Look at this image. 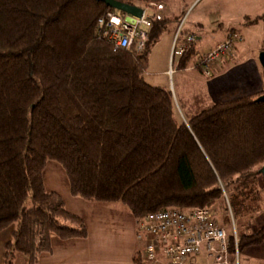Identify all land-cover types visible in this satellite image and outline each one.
Segmentation results:
<instances>
[{"label":"trees","instance_id":"obj_1","mask_svg":"<svg viewBox=\"0 0 264 264\" xmlns=\"http://www.w3.org/2000/svg\"><path fill=\"white\" fill-rule=\"evenodd\" d=\"M117 1L146 10L166 0ZM107 12L121 13L96 0H0V231L12 226L3 264L18 255L38 264L52 235L86 236L83 220L45 189L48 161L64 171L71 196L119 204L137 222L170 207L211 212L217 204L226 217V201L237 208L255 196L264 164L261 84L236 82L208 104L196 96L179 119L172 93L143 78L168 19L150 17L140 51L115 49L95 28ZM248 20L264 21V13ZM195 55L191 46L178 68ZM238 239L229 235L231 263L264 240V225ZM133 261L144 264L140 255Z\"/></svg>","mask_w":264,"mask_h":264},{"label":"crops","instance_id":"obj_2","mask_svg":"<svg viewBox=\"0 0 264 264\" xmlns=\"http://www.w3.org/2000/svg\"><path fill=\"white\" fill-rule=\"evenodd\" d=\"M160 5L161 4L154 5L152 8H160ZM158 14L159 13H155V16ZM147 15L150 17L153 16L151 14ZM163 17L166 18L165 16ZM198 18H200V16H196L195 20H193V24L201 26ZM247 18L248 17L245 16V22L243 24H246ZM248 19L251 20L252 18ZM176 33H178V35L174 36L173 40V43L176 44L182 43L186 35L193 34L192 32H183L180 29L179 31L176 30ZM229 33L234 34L235 38L239 37L235 40L237 42L233 44V52L226 58H219L211 67L212 75L210 77H205L196 67H194L196 58L222 42ZM195 34H193L195 40L192 45L196 54L195 57L192 59L188 67L185 69H179L176 68V65L173 72L176 77V85L179 89V95L176 92L175 85L172 84L173 90L174 93L176 92L179 103L184 109V112L193 110V102H200L201 98L203 100L210 98L208 95L203 96L202 94H192L190 99L184 98L182 95L184 90L180 88L181 86H179L184 81H203L206 84L213 83L221 77H224L226 73L245 66L247 62H251V71L255 78L253 80L255 83H260L264 89L263 70L259 64L257 54H251L253 50H248L245 58L241 56L236 60V62H234V64H232L234 50L237 44L242 42L241 35L237 36V34L233 31L224 32L220 39L211 43L206 50L200 51L197 45V40L201 38L197 36V33ZM239 48L240 50L243 49V47ZM260 51L262 50H258L257 53ZM164 57L167 63V56L165 53ZM166 72H169V69ZM173 73H171L170 76ZM244 80V77L240 79L237 77L236 82ZM161 87L167 89V85H163ZM225 89L226 88L223 87L215 89L212 93L213 98H210L209 101L216 99L217 94ZM196 96H200L201 98H196ZM43 183L47 191H53L60 195L65 208L70 213L77 215L83 220L86 228V236L84 238L61 240L52 235L50 239L51 250L49 252H42L39 254L38 264H136L133 260L135 256H142L141 251L143 249V243L139 241L136 236L138 233L137 220L127 210L119 204H92L80 198L71 196L67 177L60 166L54 161H50L45 164L43 171ZM253 193L256 197V203L250 204L252 208L248 209L247 213L243 212V209L247 208L245 207L246 201L239 205L236 209L232 208L235 214V221L237 222H235L236 227L235 225L231 227L232 230L227 229V216H213L215 222L220 227L224 228L228 235H232L233 231L238 237L241 235H250L258 231L264 225V172L256 178ZM236 211H239V215H236ZM259 214H261V216H258ZM246 216L253 218L256 222L253 225L249 224L244 226L242 220ZM11 231L12 226L0 231V264H3V245L11 238ZM209 260L210 258H208V256L203 252L195 257L194 264H207L210 262ZM14 264H27V259L24 255H18Z\"/></svg>","mask_w":264,"mask_h":264},{"label":"rangeland","instance_id":"obj_3","mask_svg":"<svg viewBox=\"0 0 264 264\" xmlns=\"http://www.w3.org/2000/svg\"><path fill=\"white\" fill-rule=\"evenodd\" d=\"M146 13L161 20L165 16L168 20L160 37L150 48L143 78L146 82L155 86L167 85V89L173 96L175 114L179 119H182L181 114L184 112V109L176 95V92L179 95V89L177 88L176 77L173 73L178 57H173L171 54L174 36L178 35L176 30L179 31L180 29L183 32L197 33V36L201 38L197 40L200 51L206 50L211 43L220 39L224 32L233 31L237 36L241 35L242 42H238L239 44H237L234 50L232 64L241 56L245 58L248 50H253L251 54H257V56L258 50H264V21H258L255 24H243L245 16L253 19L256 15L264 13V0H166L161 3L160 8H146ZM155 13L159 14L155 16ZM196 16H200L198 19L201 26L193 24ZM238 38H234L233 44L237 42L235 40ZM239 47H243V49L240 50ZM164 53L167 56V63ZM250 64L251 62H247L245 66L226 73L224 77L213 83L184 81L179 85L184 90L182 95L187 99H190L192 94L208 95L210 98H213L212 93L215 89H218V87L231 88L235 86L237 77L239 79L244 77L246 81L253 80L254 75ZM170 68L173 69L171 76L169 72H166ZM172 84L175 85V93ZM210 98L206 100V104L213 102L208 101ZM246 202L248 204L256 203V197L249 192ZM217 205L211 208L212 214L216 215V217L218 215L223 216L226 212L225 209ZM246 207L248 209L252 208L251 205ZM226 208L227 224L229 226H227V229L232 230L231 227L236 222L234 210L228 206L227 201ZM247 208L243 209L244 213L248 212ZM236 215H239V211H236ZM258 216H261V214ZM242 222L244 226H247L249 224L253 225L256 220L246 216ZM233 264H264V240L257 245L242 248L237 254L236 263L234 261Z\"/></svg>","mask_w":264,"mask_h":264},{"label":"built area","instance_id":"obj_4","mask_svg":"<svg viewBox=\"0 0 264 264\" xmlns=\"http://www.w3.org/2000/svg\"><path fill=\"white\" fill-rule=\"evenodd\" d=\"M151 26L146 10L140 17L124 13L107 12L96 21L97 34L115 49L134 48L140 51L148 39ZM232 33L208 52L199 55L195 67L201 69L205 77H210L211 67L219 58L232 53ZM195 37L186 35L180 44L173 43L171 54L181 57L191 46ZM173 69H169V74ZM137 239L143 243L141 258L144 264H194L200 253H205L210 262L207 264H233L229 259V235L220 227L207 208L170 207L148 213L137 222ZM233 244L238 236L233 231ZM237 254H235L236 263Z\"/></svg>","mask_w":264,"mask_h":264},{"label":"water","instance_id":"obj_5","mask_svg":"<svg viewBox=\"0 0 264 264\" xmlns=\"http://www.w3.org/2000/svg\"><path fill=\"white\" fill-rule=\"evenodd\" d=\"M98 2L104 3L109 8L115 9L121 13L129 14L131 16L140 17L143 13V9L138 6L128 5L117 0H96ZM258 61L263 70V82H264V50L258 53ZM257 101H264V93L256 98ZM264 172V164L261 168Z\"/></svg>","mask_w":264,"mask_h":264},{"label":"bare ground","instance_id":"obj_6","mask_svg":"<svg viewBox=\"0 0 264 264\" xmlns=\"http://www.w3.org/2000/svg\"><path fill=\"white\" fill-rule=\"evenodd\" d=\"M194 67H195V63H194ZM196 68L201 72V69L200 67L196 66Z\"/></svg>","mask_w":264,"mask_h":264}]
</instances>
